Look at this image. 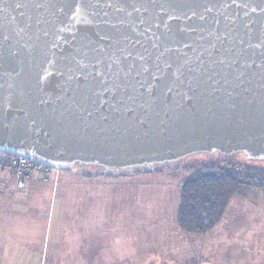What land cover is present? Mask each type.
Instances as JSON below:
<instances>
[{
  "label": "water",
  "instance_id": "95a60500",
  "mask_svg": "<svg viewBox=\"0 0 264 264\" xmlns=\"http://www.w3.org/2000/svg\"><path fill=\"white\" fill-rule=\"evenodd\" d=\"M0 151L264 170V0H0Z\"/></svg>",
  "mask_w": 264,
  "mask_h": 264
},
{
  "label": "rangeland",
  "instance_id": "374dc122",
  "mask_svg": "<svg viewBox=\"0 0 264 264\" xmlns=\"http://www.w3.org/2000/svg\"><path fill=\"white\" fill-rule=\"evenodd\" d=\"M213 161L194 155L174 167L127 175L53 168L50 176L60 175L55 190L27 195L23 206L16 203L22 195L12 199L19 213L12 219L7 211L0 229V264H264L260 190L243 189L206 234L177 225L182 184L192 167Z\"/></svg>",
  "mask_w": 264,
  "mask_h": 264
},
{
  "label": "trees",
  "instance_id": "16d2710c",
  "mask_svg": "<svg viewBox=\"0 0 264 264\" xmlns=\"http://www.w3.org/2000/svg\"><path fill=\"white\" fill-rule=\"evenodd\" d=\"M182 184L176 222L181 231L203 235L224 218L230 202L243 189L264 194V170L231 160L201 164Z\"/></svg>",
  "mask_w": 264,
  "mask_h": 264
},
{
  "label": "crops",
  "instance_id": "0c3cea01",
  "mask_svg": "<svg viewBox=\"0 0 264 264\" xmlns=\"http://www.w3.org/2000/svg\"><path fill=\"white\" fill-rule=\"evenodd\" d=\"M59 180H60V175H56V176H50V175L46 176L43 174H41V176L32 175L28 179L26 186L23 189H18L15 185L13 177L6 172L0 171V194L6 195V197H4L3 200V206L6 205V208L0 209V224L2 225L5 222L6 214H8L7 211H9V213L11 214L12 219L14 218L13 214H15L16 212L19 213L18 211L15 210V207L13 208L12 199L14 200L16 198V194L22 195L20 200H17L18 202L16 203H20V205L23 206L24 203L23 199L27 195H32V193H37V192L39 193L42 192L43 190H44L43 194L47 190L53 191L57 188L56 184L59 183ZM7 220H10V216L9 219L7 218ZM5 226L6 225L3 224V226L0 229H3ZM120 245L121 242H119V244L115 243V247Z\"/></svg>",
  "mask_w": 264,
  "mask_h": 264
},
{
  "label": "built area",
  "instance_id": "2783aa9c",
  "mask_svg": "<svg viewBox=\"0 0 264 264\" xmlns=\"http://www.w3.org/2000/svg\"><path fill=\"white\" fill-rule=\"evenodd\" d=\"M54 170L53 167L36 160L34 157L0 151V171L10 174L18 189H23L32 175L41 173L48 176ZM117 243H119L118 240Z\"/></svg>",
  "mask_w": 264,
  "mask_h": 264
}]
</instances>
